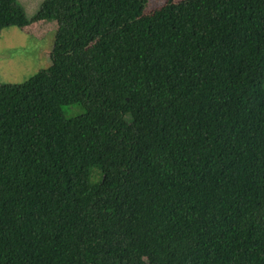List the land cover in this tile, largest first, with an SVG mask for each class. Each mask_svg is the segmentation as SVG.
Instances as JSON below:
<instances>
[{"label":"trees","instance_id":"16d2710c","mask_svg":"<svg viewBox=\"0 0 264 264\" xmlns=\"http://www.w3.org/2000/svg\"><path fill=\"white\" fill-rule=\"evenodd\" d=\"M146 2L0 0L56 24L0 84V264H264V0Z\"/></svg>","mask_w":264,"mask_h":264},{"label":"rangeland","instance_id":"374dc122","mask_svg":"<svg viewBox=\"0 0 264 264\" xmlns=\"http://www.w3.org/2000/svg\"><path fill=\"white\" fill-rule=\"evenodd\" d=\"M41 1L17 0L27 18L33 15ZM163 2L164 0H147L143 12H148ZM55 28L54 20H37L23 27L9 26L0 30V84L20 83L49 65L48 54ZM62 109L66 116L82 112L77 105H65ZM259 144L254 143V148ZM260 148H264V141Z\"/></svg>","mask_w":264,"mask_h":264}]
</instances>
